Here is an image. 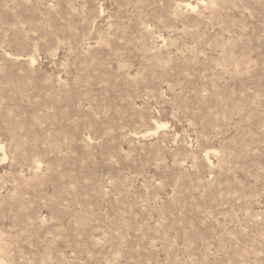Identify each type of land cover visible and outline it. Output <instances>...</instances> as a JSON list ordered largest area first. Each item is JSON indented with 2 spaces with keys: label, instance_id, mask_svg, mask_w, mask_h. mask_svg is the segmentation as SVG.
Wrapping results in <instances>:
<instances>
[{
  "label": "rangeland",
  "instance_id": "374dc122",
  "mask_svg": "<svg viewBox=\"0 0 264 264\" xmlns=\"http://www.w3.org/2000/svg\"><path fill=\"white\" fill-rule=\"evenodd\" d=\"M0 264H264V0H0Z\"/></svg>",
  "mask_w": 264,
  "mask_h": 264
}]
</instances>
